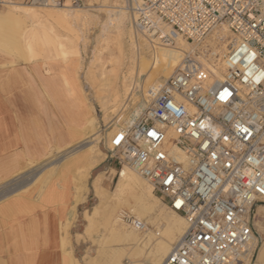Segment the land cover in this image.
<instances>
[{
    "label": "built area",
    "instance_id": "built-area-1",
    "mask_svg": "<svg viewBox=\"0 0 264 264\" xmlns=\"http://www.w3.org/2000/svg\"><path fill=\"white\" fill-rule=\"evenodd\" d=\"M4 5L0 0V8ZM72 5L81 7V0ZM131 5L138 32L165 44L182 39L194 49L184 52L135 123L117 125L111 158L142 177L186 222L160 264H239L264 242L256 226L264 205V0H131ZM221 25L233 40L220 80L204 67L196 48ZM121 222L139 232L150 229L129 212Z\"/></svg>",
    "mask_w": 264,
    "mask_h": 264
},
{
    "label": "bare ground",
    "instance_id": "bare-ground-1",
    "mask_svg": "<svg viewBox=\"0 0 264 264\" xmlns=\"http://www.w3.org/2000/svg\"><path fill=\"white\" fill-rule=\"evenodd\" d=\"M39 1H48L50 4L44 6H50L52 4L55 8L54 11L42 15L32 7L21 6L13 2L7 3L5 1L4 6L8 10L5 13L6 15L3 16L0 14V44L4 41L5 45L3 49H12V51L18 52L21 57H25L26 52L22 51L16 35V29L18 27V31L20 29L19 25L22 24L20 17L22 14L27 16L29 20L36 21L33 27L22 34L28 40L25 44L26 49L30 54H33L31 57L34 61H37L38 58L43 56L37 49L38 45L41 44L44 48L45 58L47 59L46 63H44L46 65V75L54 78L53 90H58L59 87L55 81L57 78H60L64 90L70 94H74L77 90L81 91L75 79L77 72L73 70L74 67L72 68V65L76 62L71 61L73 57L78 56V50L69 48V45L73 44V42L68 37L69 35H63L60 32L61 29L58 30L57 26L65 27L68 31L72 26L76 27L82 19V11L81 9H77L78 11L72 10L66 6L57 7L58 5L54 4V0ZM128 1L131 2V0ZM118 10L117 12L114 10L116 13L114 14L117 17L113 19L116 21L115 28L120 36H127L129 39L130 46L132 47L130 57L132 63L130 67L128 66V75L124 76L122 81L119 80V77L114 79L112 92L105 99L106 101L102 99V107L104 110H108L110 107H119L121 105V103L119 104L121 102V95H125L128 102L127 109L116 116L115 124L126 125L135 123L140 118L151 102L153 93L175 73L181 63L183 53L194 48H191V44L182 39H177L175 45H172L165 44L160 38H150L146 35H140L135 29V25L134 30H128V25L124 22L127 18V13L124 8ZM111 16L108 24H105L103 27V33L113 25ZM132 21L134 23L133 17ZM228 32H230L228 27L224 25L223 32L217 33L216 35L220 41L219 46L214 47L208 60L200 59L204 67L212 71L220 80L223 79V57L230 50L232 43V40H229L227 37ZM168 33V27L163 25L161 27V35L166 36ZM104 68L106 67L103 66L101 68L103 71L100 74L101 76L105 75L106 79H108ZM79 120L80 116L77 115L76 123ZM82 124L81 132H76V137L79 136L80 139L82 138L81 142L77 144H81L84 140L93 136L99 137L95 133L97 124L95 114H88ZM76 125L80 128L79 124ZM115 130V128L112 129L110 135ZM100 161L101 156L97 154L85 163L80 162L83 166L85 164L84 168L79 167L81 166L80 163L73 166L70 162L66 161L62 165V169L66 168L72 171L79 168L81 170L77 171L76 180L77 190L83 192L86 189L91 170ZM118 174L119 181L115 191L109 200L107 198L101 199V204L105 207L101 212H97L96 215L101 219L107 232H109L110 240L106 245L111 246V244H116V246L121 248V251L120 253L115 251L111 253L102 252L98 264H123L124 259L128 260V264H160L169 254L172 245L184 233L187 227L186 222L181 215L172 212L167 205L155 197L152 187L132 169L124 166ZM99 181L100 179L97 178L94 183L95 191H98L100 188ZM21 184L19 182L15 183L9 190L13 191L18 189ZM0 208H2L1 212L6 218H15L19 214H25L27 211V208L20 202L17 196L9 197L1 201ZM126 212L135 215L139 220L145 221L146 224H150L154 229L148 228L147 231L139 232L128 228L121 222V215ZM93 222L95 223V221ZM257 224L256 222V226ZM256 244L257 239L255 238L252 246L253 249L256 247ZM19 245L21 251H28L32 247V241L26 242L23 239ZM240 262L239 264H249L250 259L246 257ZM29 263L28 258L19 260V264ZM62 264L77 263L71 254L68 253L63 255Z\"/></svg>",
    "mask_w": 264,
    "mask_h": 264
},
{
    "label": "crops",
    "instance_id": "crops-1",
    "mask_svg": "<svg viewBox=\"0 0 264 264\" xmlns=\"http://www.w3.org/2000/svg\"><path fill=\"white\" fill-rule=\"evenodd\" d=\"M44 63L41 60L23 61L0 49V187L43 165L52 154L64 152L81 142L82 138L71 137V132H81L85 117L96 114L93 100L81 85V91L70 94L57 78L55 82L59 88L54 91V78L46 75ZM71 112L80 116L78 123L71 121ZM110 133L105 137L107 157L110 154L109 142L114 135ZM109 170L114 171L112 165L104 160L91 170L88 190L71 212L73 190L71 187L63 190L58 182L48 189L53 194L62 193L65 200L47 202L40 198L37 188L24 195L23 203L28 210L25 214L6 218L0 208V264H19L22 258H28L29 264H62L61 223L68 222V236L70 227L77 228L74 237L82 234L80 222L85 221V214L91 210L87 204L99 198L94 182L99 178L102 186L103 176ZM46 189L43 194L48 191ZM262 213L264 206L258 208V215ZM256 222L257 229L264 234V226L258 219ZM23 239L32 241L30 250L23 252L19 249ZM80 247L81 243L74 241L73 256L78 261L82 257ZM253 264H264V242L259 246Z\"/></svg>",
    "mask_w": 264,
    "mask_h": 264
},
{
    "label": "rangeland",
    "instance_id": "rangeland-1",
    "mask_svg": "<svg viewBox=\"0 0 264 264\" xmlns=\"http://www.w3.org/2000/svg\"><path fill=\"white\" fill-rule=\"evenodd\" d=\"M5 1L7 3L13 2L21 6L32 7L42 15L50 13L55 9L52 4L50 6H44L34 0ZM81 3V7H75L72 5V0H70L69 3H64V5L61 6L70 7L72 10L76 11H78L77 9H81L82 19L80 23L76 27L72 26L69 31L67 28L60 25H58L57 28L58 30L61 29L60 32L63 35H69L68 37L73 42V44L69 45V48L78 50V56L73 57L71 60L75 61L78 66L76 63H74V66L72 65V68L74 67L73 70L77 72V76L75 75V77H77L75 78L77 85H81L82 89L93 100L96 111L95 115L97 118L95 133H97L99 137H90L84 140V142H82L81 144H74L64 152L52 154L43 165L28 170L19 178H17L15 182L7 183L4 187H0V202L9 197L11 198L13 196H17L20 199V202L23 203L24 195L29 194L31 191L36 190L37 188L39 189L40 198L46 199L47 202H53L62 199L65 200L62 193L61 195L53 194V191L51 189H48L50 188V186H54L58 182L60 187H63V190L69 187H71L73 190V195H71L72 201L70 203L71 212L75 210L76 205L83 200V195L87 192L88 189L86 186V189L83 192H79L77 190L78 188L76 175L78 173L77 171L81 170H79V168L72 171L71 169H62L63 163H66V161H68L71 163V165L74 166L75 164H79L81 161L82 163H85L86 161L91 160V158L97 154L100 155L101 161L104 160L105 163H110L114 171L109 170V172L103 176V187L101 186V183L99 181L100 188L98 191H96L97 195L99 196L98 200H92L91 202H89V204H87V207H91V210L89 211V213L85 214V221L80 222V224L82 225L80 230L82 234L78 235V237H74L73 233L75 230H77V228L73 229V227H70L69 230L71 231V234H69L68 236V222L61 223L60 228L62 233L61 242L63 255L70 253L77 264H98L102 252L111 253L112 251H115L117 253H120L121 251V248L119 246H116V244H111V246L106 245V243H108V241L110 240V235L101 222V219L96 215L97 212H101V210L105 207L101 204V199L107 198L109 200L112 196V193L115 191L119 181L118 173L122 169L117 161L114 158H111L110 154L108 157L106 156L108 154V146L105 143V137L112 129H117V125L119 124H115L116 116L119 113H123L127 109L128 105L126 99L127 97L125 95H121V102H119V104L121 103V105H119V107H110L108 110H104L102 107V99H107L108 95L112 92L114 86L113 81L116 77H119V80L122 81L124 79V76L128 75L127 71L132 63L130 60L132 47L130 46L128 37L120 36L119 32L115 28L116 21L113 20L117 18L115 12L119 11L118 9L120 8H124L127 13V18L124 22L126 23V25H128V30H134L135 24L132 21V5L128 0H81ZM7 10V7H1L0 14L3 16L6 15L5 13L7 12ZM110 15H112L111 19L113 20V25H109L110 27L103 33V27L105 24H108ZM26 17L27 16H25L24 14L21 15L20 19H22V24L19 25V31V27L16 29V35L19 39L22 51L26 52V56L21 57L18 52L12 51V49L6 50V52L16 56L18 59H21L23 61L26 60L29 62H33L34 59L31 57L33 54H30L28 52L25 45L28 40L22 34L26 30H29L31 27H33L36 24V21H33L31 19L29 20V18L27 17V19ZM223 26L224 25L219 26L197 46L196 52L197 56H199L200 59L208 60L214 47L219 46L220 41L216 35L217 33L219 34L223 32ZM139 34L143 35L140 32ZM227 37L229 38V40H233V35L231 32L227 33ZM4 45V41H2V43L0 44V49L3 48ZM172 45H175V43ZM190 47L194 48V45L191 44ZM37 49L43 54V56L38 58V60L46 62L47 59L44 55L43 46L40 44L38 45ZM101 66L106 67L104 69L107 73L108 79H106L105 75L101 76L103 71V69L101 70ZM70 116L71 121L75 123L77 115L75 113H71ZM73 136H76V134H74V132H71V137ZM84 156L89 158L87 159ZM82 163H80V168H84L85 166V164L83 166ZM35 171L37 172V177L35 176ZM18 182L19 184L22 183L21 186H19L20 188L13 191L9 190L10 187L14 186V184ZM45 188L48 189V191H46L48 192V194L46 195V192L43 194ZM153 194L166 205L163 199H161L157 194ZM93 221H95V223ZM258 221H260L264 226V213H262L258 217ZM148 225L150 226V229H154L150 224ZM258 232L261 237H264L262 231L258 230ZM74 241L81 243L80 255H82V257L79 258L80 263L78 259L73 256ZM67 249H69V251ZM256 252L250 258L249 264H253ZM123 264H128V260L124 259Z\"/></svg>",
    "mask_w": 264,
    "mask_h": 264
},
{
    "label": "snow or ice",
    "instance_id": "snow-or-ice-1",
    "mask_svg": "<svg viewBox=\"0 0 264 264\" xmlns=\"http://www.w3.org/2000/svg\"><path fill=\"white\" fill-rule=\"evenodd\" d=\"M227 92L224 93V95L221 96V99H225L227 97ZM245 131H247V129H245ZM152 135H156L155 132L151 133ZM122 138V137H121ZM120 142V139L118 138L116 140V143H119Z\"/></svg>",
    "mask_w": 264,
    "mask_h": 264
}]
</instances>
